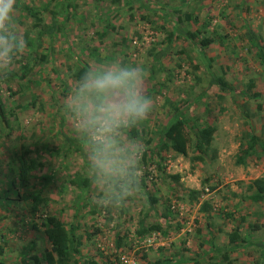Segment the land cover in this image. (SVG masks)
<instances>
[{
    "label": "trees",
    "instance_id": "obj_1",
    "mask_svg": "<svg viewBox=\"0 0 264 264\" xmlns=\"http://www.w3.org/2000/svg\"><path fill=\"white\" fill-rule=\"evenodd\" d=\"M124 1L128 2V0ZM164 1V3H159L158 6L152 4L150 6L149 2H140L139 6L144 13L140 15L141 19H139L146 21L150 27H155L158 31L164 32L168 46L174 38L180 37V35L188 39L190 45L195 47V51L199 54L201 62L207 66L205 72L208 75V85L206 87L199 86L198 84H200L202 77L193 72L189 80V95L193 89H196L197 85L198 89L191 99H189L190 97L186 98L180 103L179 101H172L169 97L164 98L162 105L169 109L168 112H165V115L169 117L167 121H158L153 125V128H150L148 126V115L145 120L126 130V139L131 138L135 141L137 138L141 139L142 136L144 138L142 140L143 149H141L139 157V187L134 193L137 196L133 194L122 206L113 208L101 205L98 202L96 185L93 183L90 174L87 176L81 175L78 170L69 173L65 182H60L59 191L57 190L59 195H62L61 192L67 188L76 193L77 201L70 206L73 209V213L69 221H65L64 218L58 216L60 210L57 213L50 211L51 209L48 205L50 197L46 195V188L51 182L55 181L57 169L53 170L51 166H47V168L46 164L48 163L49 165V160L57 159L61 170H69L75 164L71 156L79 152L78 155L83 159V170L87 169L88 162L86 151L84 150L86 144L83 137H77L74 134L76 129L73 124L64 125V115H58L57 112L51 116V120L49 119L52 125L45 129L44 126L38 132L31 133L27 138V142L19 141L22 137L20 134L17 135L20 137L13 135L15 130L21 131L20 118L25 112L36 111L42 115L45 111L43 109L44 103L40 101L39 94L35 90L42 87L40 84L41 80H43L42 71L49 64L50 70L58 75L57 65L53 59L54 47L48 46L44 50L38 49L41 42L39 36L43 33L52 36L62 32L63 23L57 25L55 16L66 11L67 16L70 12L77 18V13L74 10L77 5L72 0L56 1L53 10H51L53 18L49 24H45L42 22L41 14L48 10L49 3L42 10H35L22 3V8L34 19L33 31L24 32L23 38L26 42V47L23 53L17 57L14 64L15 68H11L6 75H0V146L3 147L6 142H16L17 144L15 145L18 147L17 156L15 158L8 156L7 166L4 169L0 167V220L9 218L13 220L12 224H21L28 227L36 233V238L40 241V245H36L37 242L34 236L18 252L15 261L11 260L5 257L8 239L4 230L7 227L2 226L0 227V264H108V262H118L122 254L133 256L136 264H189L182 255V251L185 248L183 249L184 242L181 239V248L178 245L179 250L171 256L160 255L166 250V247H156L160 256L154 261L149 259V253L146 251L148 247L152 248L153 244L167 243L169 238L174 236V233H180L183 230L185 217L180 215L181 211L178 208L179 202H185L186 200L191 206L200 203L198 211L206 213L207 220L205 224L196 226L193 229L197 238H199V249H202V246L207 242L212 244L217 236L216 234L223 232V229L220 227L216 229V226L210 221L214 216L213 205L208 200L201 201V197L207 189L189 190L187 192L188 199L179 196L174 191V187L179 191H184V185L180 182V175L168 173L165 162L168 159V155L172 153L185 157L191 151L193 155L190 160L193 161H204L206 156H208L207 153L211 148L213 135L216 131L215 122L218 117L213 114L212 120H209L210 111H207L206 108L204 112L209 117L205 120L202 119V116L190 117L187 111L190 112L191 108L202 102L201 100L209 92L215 90L218 91V95L215 98L214 109L216 107L222 109L220 100L223 98V92H240L244 98L255 103L254 109H250L249 101H245L242 105L243 117L246 120L244 123L246 130L241 134L237 162L246 164V160L252 157L256 159L263 157L264 161V124L262 125V130L256 132L251 123L253 118L261 116L262 105L259 100L257 102L260 92L255 88L256 82L252 79L247 82L243 90L240 89L239 91L234 89L228 82L226 72L214 75L208 69L212 66L214 60L211 56L207 59L204 58L205 50L217 41L214 37L215 35L219 37V40H224L227 37V33L220 35L217 30H212L210 32L211 35L206 34L212 17L207 16L203 21L199 22L198 12H184L179 5L172 6L169 4V0ZM180 1L184 4L183 6L196 2V0ZM17 5H20V3H16V7ZM129 8L131 9L132 7L129 6ZM83 13H79L78 19H82L85 16ZM158 17L161 19L160 24L155 22ZM173 17L175 21H173ZM129 18L133 19V15H130ZM185 21H190L195 29H188L183 26ZM226 22L232 29L235 28L232 18L226 17ZM105 24L102 32L98 33L100 38L107 36L109 31H115L114 26H110L109 22L106 21ZM247 36L249 45L256 49L257 56L264 64V45L261 44L260 40L256 39L255 33L250 29L247 30ZM137 38L140 40V35ZM125 40V37H122L118 42L114 43V46L124 45ZM154 45L149 51L153 54L156 48ZM87 48L83 46L81 50H87ZM97 49V47L91 46L90 51L85 54H88L90 58H95L98 64H105L107 55H98ZM67 52L68 55H65V60H67L65 64L66 76L58 77L62 86L61 91L64 94H67L70 90L71 85L68 84V80L75 81L81 72L91 66L87 61L79 59H76L75 63H68L70 60L69 56H73V51L68 48ZM183 53L187 55L185 49L178 51V55ZM153 57H156L154 61L159 62V59H157L158 55ZM180 60L182 61L183 59ZM121 62L125 63L126 61L122 60ZM177 66L179 67L180 64H177ZM193 69L198 70V64L193 65ZM45 82L49 84L48 81ZM156 87H158V90H156ZM166 90H168L167 85L158 83L150 86L148 96L151 97L154 94L164 96ZM52 98L53 102H56L53 95ZM37 99L39 102H36ZM184 107L186 110H184ZM65 130L71 134V137L64 134ZM60 139L62 143L59 144L58 140ZM68 159L70 160L68 161ZM150 165L154 166L153 175L147 173ZM166 181H169L168 186H166L168 196L160 197L157 195V190L162 187L165 188L164 184ZM171 183L174 186H170ZM246 188L249 192L247 197H245L246 199L253 203H264V175L249 181ZM92 189H95L94 192H91ZM213 189L214 186H209L208 190L212 191ZM169 193H171V196ZM92 194L95 196L94 201L90 199ZM136 198L141 201L142 207L140 206V209H132L130 213ZM144 202L148 205H143ZM147 206L148 208H146ZM86 209L87 211L85 212ZM78 211H84V216H79L78 218ZM27 213L30 218L39 219L40 224L38 225L33 220L26 224L23 214ZM42 215L44 216L43 218ZM226 216L230 215L226 214ZM84 218L85 220H83ZM134 219L136 227L132 230L126 225V222L130 223ZM213 227L216 232H213ZM250 228L259 229L260 225L254 224ZM106 229H109L113 234V242L111 244L103 243L106 249L100 250L96 246L98 242H103L102 236H105L104 231ZM227 238L229 244L244 240L240 236L239 226L233 229L232 232H228ZM37 246L38 250L36 249ZM83 246H88L98 251L83 255L80 251ZM210 248H212L214 253L221 252L219 248ZM231 250L233 249L229 246L220 256L225 262H209L212 258L211 255L208 260L206 259V262L208 264H234L229 258ZM176 256L179 258L173 259ZM192 264H197V262L195 261Z\"/></svg>",
    "mask_w": 264,
    "mask_h": 264
},
{
    "label": "rangeland",
    "instance_id": "obj_2",
    "mask_svg": "<svg viewBox=\"0 0 264 264\" xmlns=\"http://www.w3.org/2000/svg\"><path fill=\"white\" fill-rule=\"evenodd\" d=\"M60 0H16L17 11L14 17V28L22 35L25 31H33L34 19L29 13L22 8V3L35 10L43 9V7L49 3L48 10L41 14L43 23L49 24L51 22L54 4ZM76 3L77 7L74 8L77 13V18L70 12L66 11L55 16L57 25L63 23L62 32H58L52 36L47 33L41 34L40 46L38 49L44 50L45 47H54L55 53L53 54L54 63L57 65L58 75L50 70L48 64L44 71H42L43 80H41L42 87L36 88V93L39 94V99L44 103L43 109L45 110L42 115L36 111L25 112L20 118L21 131L15 130L13 136L20 134L22 137L19 141H28V136L33 132H38L40 128L44 129L52 125L49 121L51 116L58 113L63 116L62 102L68 95L64 94L61 89L62 86L58 77H65L66 69L65 55H68L67 49L73 51V56H69L68 63H75L76 59L87 61L91 66L99 65L95 58H90L88 53L91 46L97 47L98 55L106 56V63L112 60L122 61L125 63H141L147 66L149 70V77L145 82V92L149 95L150 86L164 83L168 86V90L165 91L164 96L160 94L151 95L152 98V110L149 114L148 126L153 128V125L158 121L165 122L168 120V116L165 112H168V107L163 106L162 103L165 97H169L172 101H181L186 98L191 99L195 95L198 85L206 87L208 85V75L205 72L207 66L200 60L199 54L195 51V47L190 45L189 40L185 39L183 35L174 38V40L167 45L165 41L166 34L158 31L155 27H150L146 21L140 20V15L144 13L140 8L139 3L149 2L154 6H158L159 3H164V0H128L126 3L124 0H72ZM190 1V0H186ZM169 4L172 6L179 5L180 9L184 12L194 11L198 12L199 22L203 21L205 17H212L211 23L208 26L206 32L207 35H211L212 30L219 31L220 35L226 34L227 37L224 40H219V37L215 35L217 40L205 50V57H213V64L210 66V72L214 75H219L222 72H226L228 82L234 89L240 91L244 89L249 80L256 82V89L260 92V97L257 102L261 103L260 117H255L251 121L255 131L262 130L264 124V64L256 54V49L249 45L247 30L250 29L255 33L256 39L262 45H264V0H201L191 2L186 6H183L180 0H169ZM132 7L131 9L129 8ZM84 12L85 16L82 19H78L79 13ZM133 15V19L129 16ZM226 17L232 18L235 28H231L226 22ZM140 18V19H139ZM173 21L174 17L172 18ZM79 20V21H78ZM106 21L110 26H114L115 31H109L107 36L100 38L98 33H101L104 29ZM156 24L161 23V19L158 17L155 20ZM183 26L188 29L194 28L190 21H185ZM195 29V28H194ZM110 30V28H109ZM140 35V40L137 36ZM36 36V34H35ZM125 37L124 45H116L119 39ZM132 39V41H130ZM156 43V44H155ZM155 44V45H154ZM156 47L153 53L149 51ZM83 46H86L87 50H81ZM162 49V50H161ZM185 49L187 55L184 53L178 55V51ZM165 50V51H164ZM160 51V52H159ZM163 51V52H162ZM162 52V53H161ZM160 53V54H159ZM154 55H158L159 62L154 61ZM180 59H183L182 61ZM177 64H180L178 67ZM198 64V70L193 69V65ZM206 66V67H205ZM205 67V68H204ZM12 68H15L13 66ZM224 70V71H223ZM193 72L199 75L201 78L200 84L196 89H193L189 95L190 78ZM67 80V79H66ZM45 81H48L47 84ZM73 80H68V84L73 85ZM4 85V84H1ZM4 87V86H3ZM158 90V87H156ZM32 91V89H31ZM52 95L56 102H53ZM218 91L209 92L196 107L191 108L190 112L187 111L190 117H200L202 119L212 120V115H217L216 131L213 135V141L211 148L208 151L204 161L190 160L193 153L189 151L185 157L169 154L166 160V171L172 174L180 175V182L184 185L183 190H177L174 187V191L179 196L187 198V192L191 189H207L205 194L201 197V201L208 200L213 205V218L210 220L214 226L223 229V232L216 234V238L210 244L207 242L199 249V238L193 231L196 226H202L205 224L207 218L206 213H200L198 211V205H190L185 202H179V210L181 216L185 217V226L180 233H174V236L169 238V241L153 244L152 248H147L149 253V259L156 260L160 255L171 256L180 246V239L184 242L182 255L187 259V263L206 264L208 257L212 258L209 262H225L220 257L222 253L230 246L233 250L230 251L229 258L234 264H264V203H253L246 199L249 192L246 190V186L249 181L264 175V161L263 157L260 159L248 158L246 164L237 162V154L241 144V134L246 130L244 123L246 120L243 117V103L249 101L250 109L255 108V103L251 100H247L241 95L240 92H223L220 102V107L214 109V102ZM36 102H39L37 99ZM213 106V107H212ZM186 107V106H185ZM184 107V110H186ZM209 110V116H206L204 109ZM262 117V118H261ZM64 125H72V122L64 115ZM165 119V120H164ZM201 121V120H200ZM64 134L71 137V134L65 130ZM77 137L81 136L80 133L75 130L74 133ZM142 138H137L136 143L142 147ZM126 139V137H125ZM18 141V142H19ZM59 144L62 140H58ZM16 142H6L3 147L0 146V167L5 168L7 166V158L16 157L17 152ZM86 151V145L84 146ZM79 153V152H78ZM78 153L71 156L75 164L69 170H61L59 161L54 159L47 162L46 167L51 166L54 170L57 169L56 179L51 182L46 188V195L50 197L48 203L50 211L53 213L58 212L60 218H64L65 221L71 220L73 209L70 208L73 202L77 201L75 191L67 188L62 191V195H59L58 188L61 186L60 182H65L69 173L79 171L81 175H88V168L83 170V159ZM86 159V158H85ZM70 159H68L69 161ZM47 167V168H48ZM47 170V169H46ZM61 171V172H60ZM44 172V170H42ZM41 173V172H39ZM149 175L154 174V166L150 165L147 169ZM168 182L157 190L158 196H168L166 186ZM170 186H174L172 183ZM209 186H214L212 191L208 190ZM156 189V188H152ZM58 190V191H57ZM92 189L91 192H94ZM151 190V188H150ZM135 195V194H134ZM171 196V193H169ZM137 196V195H135ZM95 196L90 195L92 201L95 200ZM141 198V197H140ZM174 198V197H173ZM136 202L133 203L132 209H140L141 201L136 198ZM143 205H148L146 202ZM76 207V206H75ZM142 207V206H141ZM148 208V206L146 207ZM144 210V208H143ZM87 209L85 210V212ZM26 213V212H25ZM79 216H84V211H78ZM229 214L230 216H226ZM24 221L27 224L33 220L38 225L40 220L36 218H30L29 214H23ZM44 216L42 215V218ZM85 220V218L83 219ZM12 219L5 218L0 220V227L6 226L5 235L7 237V252L5 257L15 261L18 252L27 244L31 239L36 238V233L26 226L21 224H12ZM87 221V220H86ZM102 222V221H101ZM135 219L130 223L126 222V225L132 230L136 227ZM260 225L259 229L250 228L252 225ZM239 226V232L242 241H238L232 244L228 242L227 233L232 232L233 229ZM204 231V230H203ZM205 232V231H204ZM213 232L215 228L213 227ZM103 242H98L96 248L106 249L103 243L111 244L113 242V234L109 229L104 231ZM107 237V238H106ZM36 245H40V241L36 238ZM108 244V245H109ZM179 245V246H178ZM178 246V247H177ZM156 247H166V250L158 255ZM219 248L221 252L212 251V248ZM38 250V246L36 248ZM83 255H89L90 253L97 252L98 250L83 246L80 249ZM200 252V254H199ZM206 252V254H204ZM198 253V254H197ZM218 253V254H217ZM216 256V258H215ZM179 257H173L178 259ZM207 259V260H206ZM208 264V263H207Z\"/></svg>",
    "mask_w": 264,
    "mask_h": 264
},
{
    "label": "clouds",
    "instance_id": "obj_3",
    "mask_svg": "<svg viewBox=\"0 0 264 264\" xmlns=\"http://www.w3.org/2000/svg\"><path fill=\"white\" fill-rule=\"evenodd\" d=\"M16 11V0H0V75L8 73L26 47L13 26ZM148 77L141 63L112 60L89 66L62 102V113L85 141L87 170L101 205L122 206L138 190L141 148L125 133L152 110L144 87Z\"/></svg>",
    "mask_w": 264,
    "mask_h": 264
},
{
    "label": "built area",
    "instance_id": "obj_4",
    "mask_svg": "<svg viewBox=\"0 0 264 264\" xmlns=\"http://www.w3.org/2000/svg\"><path fill=\"white\" fill-rule=\"evenodd\" d=\"M108 264H136V260L133 256L122 254L118 262H108Z\"/></svg>",
    "mask_w": 264,
    "mask_h": 264
},
{
    "label": "crops",
    "instance_id": "obj_5",
    "mask_svg": "<svg viewBox=\"0 0 264 264\" xmlns=\"http://www.w3.org/2000/svg\"><path fill=\"white\" fill-rule=\"evenodd\" d=\"M231 246H234V244H232ZM232 249H233V247H232ZM206 264H207V262H206Z\"/></svg>",
    "mask_w": 264,
    "mask_h": 264
}]
</instances>
